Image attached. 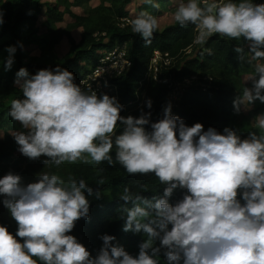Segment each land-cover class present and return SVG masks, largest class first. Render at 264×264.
Wrapping results in <instances>:
<instances>
[{
    "label": "clouds",
    "instance_id": "clouds-1",
    "mask_svg": "<svg viewBox=\"0 0 264 264\" xmlns=\"http://www.w3.org/2000/svg\"><path fill=\"white\" fill-rule=\"evenodd\" d=\"M145 2L159 7L153 0ZM173 15L181 27L195 26L196 43L214 34L242 39L246 48L237 44L233 51L239 62L254 67V75L251 87L234 98V111L256 101L264 104V3L179 0ZM4 23L0 11V28ZM129 23L146 46L159 29V18L148 11ZM18 48L22 41L4 50L3 71L12 70ZM75 79L60 65L35 74L21 67L14 85L23 98L11 101L8 115L25 131L10 135L23 156L46 157L45 167L84 159L119 163L130 175L154 174L163 185L161 195L149 200L127 187L120 195L133 205L124 209L122 230L146 238L132 255L105 233L93 255L71 233L79 220L90 218L88 196L100 199V192L84 179L69 176L65 181L41 170L25 184L9 171L0 177V205L17 229L13 233L0 224V264H160L161 256L166 264H264V113L255 118L260 133L242 138L232 127L221 132L199 122L189 126L173 114L170 100L156 121L151 98L138 116H124L117 97L84 91ZM178 190L182 197L170 202Z\"/></svg>",
    "mask_w": 264,
    "mask_h": 264
},
{
    "label": "trees",
    "instance_id": "trees-1",
    "mask_svg": "<svg viewBox=\"0 0 264 264\" xmlns=\"http://www.w3.org/2000/svg\"><path fill=\"white\" fill-rule=\"evenodd\" d=\"M86 0H61L63 9L58 5H47L45 8V22L49 29L37 34L35 21L38 14L42 13L44 3L40 0H0V11L4 13L5 23L0 28V129L5 133L0 137V177L12 171L23 177L25 184L34 182L36 173L44 172L60 175L65 181L69 176L79 180L84 179L95 191L101 194L100 199L88 196L91 203L90 218L81 219L76 223L75 235L79 233V241L83 243L93 255L102 245L99 237L102 234H110L116 237L114 243H118L132 255L138 254V244L145 239L143 233L134 234L124 232L125 208H131L132 204H125L120 200V195L125 187L133 194H142L151 200L153 196L162 194L163 185L154 174L130 175L119 164L110 166L107 161L96 164L84 162V159L75 163L64 162L59 167L54 164L44 166L46 157L38 160H30L22 154L14 156L12 150L16 144L10 132V128H21L19 122L12 120L8 111L11 101L23 98L22 91L14 85L16 72L25 67L30 73L35 74L43 68L53 69L57 65L67 68L75 75V81L86 75L96 64L98 51L110 50L117 44H125L124 56L130 61L128 68L117 75L109 77V87L98 94L107 93L118 98L124 105L122 115H139V109L147 98L153 101L152 120L162 117V106L170 100L169 91L173 84L186 78L194 77L191 82H183L178 97L173 103V114L182 117L191 126L194 123H202L205 129L214 127L223 131L225 127H232L242 138L249 132L260 133L256 126L242 129L236 124L238 115L234 111V98L248 86L244 75L253 70L246 63L237 60V54L233 48L245 42L233 40L214 34L204 43H198L195 55L190 56L187 49L193 46L196 29L194 25L181 27L175 20L158 29L150 45L146 46L139 35L133 33L130 23H123V17L130 15L126 6L131 0H102L91 9L74 13L71 5H81ZM264 0H254L262 2ZM159 9L144 2L138 7L141 11H148L153 15L166 8L171 0H156ZM153 3L155 1L153 0ZM31 11V15H29ZM68 12L73 18L62 31L67 34L69 53L65 57H57L53 52V46L60 40L61 30L55 27L57 21H61L63 14ZM130 20L134 16L130 15ZM123 23V25L121 24ZM81 26L82 31L78 40L70 33L72 27ZM7 34V35H6ZM6 35V36H5ZM32 40L39 48L40 55H30L24 44ZM23 42V48H18L15 55V63L11 71H3V57L7 52L6 46ZM167 52L170 59L165 63L160 60L157 64V78L153 77L150 68V60L153 51ZM253 104V103H252ZM147 110V109H145ZM251 113H264V104L256 101ZM122 126H117V132ZM115 147L112 157L115 161ZM84 158L90 161V157L84 154ZM26 161V167L21 169L14 165L19 160ZM111 194V195H108ZM182 197V192L177 191L170 202H175ZM0 224L9 228L13 233L17 229L16 222L10 217L9 211L0 205ZM160 264H166L163 257H158Z\"/></svg>",
    "mask_w": 264,
    "mask_h": 264
},
{
    "label": "rangeland",
    "instance_id": "rangeland-1",
    "mask_svg": "<svg viewBox=\"0 0 264 264\" xmlns=\"http://www.w3.org/2000/svg\"><path fill=\"white\" fill-rule=\"evenodd\" d=\"M40 1L43 2L45 5L42 9V13L38 14V18L36 19V21L34 23L35 27H36L37 34H41L50 28L49 25L45 22V19H46L45 8L47 5L56 4V5H58L59 9L64 8V4L60 2L61 0H40ZM154 1L156 3V0H154ZM101 2H102V0H86L81 5H71L70 10L74 13H79L82 10H88V9L94 8V7L98 6ZM105 2H106V0L104 1V3ZM142 2H144V0H131L130 2H128L126 8H127L128 12H133V14L130 13L131 16L135 17L136 15H138V7L141 5ZM185 2H186V0H185ZM178 3H179V0H171L170 4L166 8H164V6H162V10L160 12L156 13L155 16H157L159 18V29L163 28L165 25L170 24L174 21L173 13H174V10H175ZM261 3H264V1H262ZM157 8L159 9L160 7H157ZM127 17L131 18L129 14ZM122 19L124 21L123 23L130 22V20H126L125 18H122ZM73 20H74V18L68 12H65L63 14L61 21H57L54 25L55 27H57L58 29L61 30L60 40L58 42H56L55 45L53 46V52L57 55V57H65L69 53V42H68V37H67L68 35L62 31V28H64L69 22H73ZM81 31H82L81 26H75V27H72L69 34H71V36L75 40H78L80 37ZM196 35H197V32H196ZM195 41H196V36H195L193 46H191L190 48L187 49V52H188V54H190V56L195 55V51H196V48L198 45V43H196ZM24 46L27 48L30 55H37L38 56L41 53L40 48L32 40H28V43L24 44ZM124 46H125V44H122V45L117 44L115 47H113L110 50H105V49L99 50L98 51V58H96L97 60H96L95 66L98 64H103L99 61L101 58L105 62V60H107L108 58H112V57L116 56L115 57L116 62H113L112 65H110V63H109L108 67H106L107 69L105 68V70H108V71H110L111 74L115 75V72H118V71L115 70L114 68L115 67L120 68V66L123 63L122 59L121 58L119 59V57L117 56V52L115 50L118 48L123 50ZM6 47H8V46H6ZM161 55H163V54H158L156 56V58L159 60L162 57ZM95 66H93L92 69L95 68ZM252 68H253L252 71L247 72L244 75V78H245L246 82L248 83L247 87H251V82L249 81V77L254 75V67H252ZM91 70L87 74H90ZM192 80H194V77L186 78L181 82H176L173 84V89L169 91V98H170V101L172 102V104L174 103V101L176 100V98L179 95V92H180L181 87H182L181 86L182 83L183 82H191ZM252 108H253L252 103H248V104L241 106L242 112L238 115V117L236 119V124L239 125L242 129H247L249 126H252V125L255 126V118L259 114H261V113H256V114L251 113ZM14 131H25V130L22 127L21 128H10V129H8L7 132L11 133ZM4 133H5V131L0 129V137H2L4 135ZM12 154L14 156L21 154L18 151V146L14 150H12ZM14 165H18L17 167L24 169L26 167V161L21 159V160L17 161ZM108 195H111V194L108 193ZM2 199H3V197H0V200H2ZM75 236L77 238H79L80 234L76 233Z\"/></svg>",
    "mask_w": 264,
    "mask_h": 264
},
{
    "label": "built area",
    "instance_id": "built-area-1",
    "mask_svg": "<svg viewBox=\"0 0 264 264\" xmlns=\"http://www.w3.org/2000/svg\"><path fill=\"white\" fill-rule=\"evenodd\" d=\"M123 18H125L126 20H130V18H128L127 16L123 17ZM121 24L123 25V23H121ZM196 32H197V30H196ZM115 51L117 52V56L119 57V59L121 58L123 61L120 68H116V67L114 68L115 70L118 71V72H115V75H117L118 73H120L124 69L128 68L130 61L125 58L124 50L118 48ZM158 54H163V55H161L162 57L159 60L156 58V56ZM115 57L116 56H114L112 58H108L107 60H105V62L101 58L99 61L103 64L96 65L95 68H93L91 70L90 74L86 73L85 76L79 78L75 82L77 84H79L81 86L82 90H84V91L95 90L97 93H99L100 91L107 89L109 87L108 78L113 77L115 75L111 74L110 71L105 70V68L108 67L109 63H110V65H112L113 62H116ZM160 60H163V62H165V63L170 61L167 52L162 53L158 49H155L153 51V55H152L151 60H150V68L152 69L154 78H157V68H158L157 64Z\"/></svg>",
    "mask_w": 264,
    "mask_h": 264
},
{
    "label": "crops",
    "instance_id": "crops-1",
    "mask_svg": "<svg viewBox=\"0 0 264 264\" xmlns=\"http://www.w3.org/2000/svg\"><path fill=\"white\" fill-rule=\"evenodd\" d=\"M129 13H132L133 14V12H129ZM131 15V14H130Z\"/></svg>",
    "mask_w": 264,
    "mask_h": 264
}]
</instances>
